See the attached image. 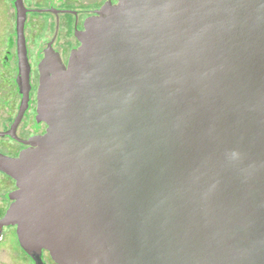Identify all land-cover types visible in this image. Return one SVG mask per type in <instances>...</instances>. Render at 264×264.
Returning <instances> with one entry per match:
<instances>
[{"label":"water","instance_id":"water-1","mask_svg":"<svg viewBox=\"0 0 264 264\" xmlns=\"http://www.w3.org/2000/svg\"><path fill=\"white\" fill-rule=\"evenodd\" d=\"M24 14L18 83L26 104ZM39 63L45 133L3 224L57 264H264V0H116Z\"/></svg>","mask_w":264,"mask_h":264},{"label":"flooded vegetation","instance_id":"flooded-vegetation-1","mask_svg":"<svg viewBox=\"0 0 264 264\" xmlns=\"http://www.w3.org/2000/svg\"><path fill=\"white\" fill-rule=\"evenodd\" d=\"M107 3L116 0H0V154L13 158L30 147L29 141L45 133L37 118L38 66L46 50L66 64L79 45L75 31ZM24 14L23 37L28 63L26 104L18 83L19 54L17 24ZM14 180L0 170V264H36L20 247L16 226L3 224L15 189ZM38 264H57L45 250Z\"/></svg>","mask_w":264,"mask_h":264}]
</instances>
